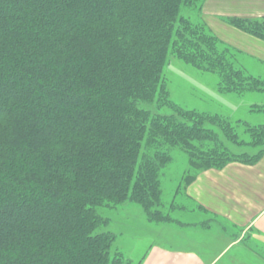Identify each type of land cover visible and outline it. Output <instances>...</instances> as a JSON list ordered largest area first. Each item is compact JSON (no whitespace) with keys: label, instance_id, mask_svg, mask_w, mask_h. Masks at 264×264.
Wrapping results in <instances>:
<instances>
[{"label":"trees","instance_id":"1","mask_svg":"<svg viewBox=\"0 0 264 264\" xmlns=\"http://www.w3.org/2000/svg\"><path fill=\"white\" fill-rule=\"evenodd\" d=\"M204 2L0 0V264H130L96 233L98 208L167 222L159 173L172 151L194 171L264 155V126L170 100L175 59L264 115L246 105L264 99L258 61L218 39ZM225 21L264 42V17Z\"/></svg>","mask_w":264,"mask_h":264},{"label":"crops","instance_id":"2","mask_svg":"<svg viewBox=\"0 0 264 264\" xmlns=\"http://www.w3.org/2000/svg\"><path fill=\"white\" fill-rule=\"evenodd\" d=\"M202 14L220 40L258 61L264 74V42L225 21L264 17V0H205ZM255 101L264 104L259 97L246 105ZM234 103V110L225 109L230 120L242 105ZM191 176L183 189L182 176L173 188L163 209L169 222H146L149 245L141 264H264V155L254 164L231 162Z\"/></svg>","mask_w":264,"mask_h":264},{"label":"rangeland","instance_id":"3","mask_svg":"<svg viewBox=\"0 0 264 264\" xmlns=\"http://www.w3.org/2000/svg\"><path fill=\"white\" fill-rule=\"evenodd\" d=\"M183 13L189 14L190 11L184 10ZM224 44L227 45L226 43ZM238 52L244 57L243 55L245 53L241 51ZM164 73L168 82L170 100L183 109H196L213 113L217 112L214 111L215 108L218 112L227 114L228 112L225 111V109L228 110L229 108L230 110H234L236 108L235 106H237L229 96L224 94L221 95V93L217 92L214 85L215 77L213 75H206L202 72H198L175 59L170 61ZM243 100L247 101V98L245 97ZM245 108L246 107H243L240 110L237 117L250 125L264 126L263 114L249 116ZM231 148L234 151L237 150L234 147ZM247 151L250 153L253 152V150ZM170 156V161L159 173L161 192L163 191L161 194V201H163L161 207L162 213L163 209L166 210V207H168V203L171 201L170 198L173 188L175 184L179 182L180 177L182 176L183 179L186 175L194 174V170L190 168L188 160L182 152L175 150L171 152ZM97 215L98 222L96 233L109 232L114 234V247L122 251L125 256L128 257L130 264H141L144 252L149 244L147 240L148 235L142 233V230L147 232L148 227H143L142 221L144 218L138 207L134 205H125L118 209H112L108 206H102L97 209ZM167 222L151 224L162 225ZM260 254L261 257L264 258V254Z\"/></svg>","mask_w":264,"mask_h":264}]
</instances>
